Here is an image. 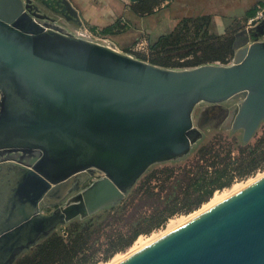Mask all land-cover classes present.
Instances as JSON below:
<instances>
[{
    "label": "water",
    "instance_id": "95a60500",
    "mask_svg": "<svg viewBox=\"0 0 264 264\" xmlns=\"http://www.w3.org/2000/svg\"><path fill=\"white\" fill-rule=\"evenodd\" d=\"M42 8L75 14L66 0H0V264L186 155L201 137L197 103L240 98L231 129L244 143L264 120V39L245 36L229 64L165 68L77 36ZM91 170L100 177L41 213ZM116 264H264V176Z\"/></svg>",
    "mask_w": 264,
    "mask_h": 264
},
{
    "label": "trees",
    "instance_id": "16d2710c",
    "mask_svg": "<svg viewBox=\"0 0 264 264\" xmlns=\"http://www.w3.org/2000/svg\"><path fill=\"white\" fill-rule=\"evenodd\" d=\"M161 0H137L133 11L138 15L155 12ZM253 14V12L251 13ZM210 17L206 15L181 19L169 33L163 34L147 46L146 52H134L135 57L165 68L195 67L208 63H227L235 52V34L247 24V18L235 20L222 34L207 30ZM107 28L104 33L109 32ZM213 145H202L188 165L177 170L164 168L145 175L132 189L131 207L112 205L102 215L82 221H72L67 237L53 232L43 237L33 248L16 258L14 264H91L109 258L122 250L139 235L161 226L171 215L189 212L207 201L213 192L232 182L233 172L247 175L264 167V132L254 142L239 147L237 157L230 150L220 156L209 169L203 164ZM233 171V172H232ZM156 178L159 183L152 184ZM119 225L127 226L122 229ZM110 229L103 255L95 253L103 229Z\"/></svg>",
    "mask_w": 264,
    "mask_h": 264
},
{
    "label": "rangeland",
    "instance_id": "374dc122",
    "mask_svg": "<svg viewBox=\"0 0 264 264\" xmlns=\"http://www.w3.org/2000/svg\"><path fill=\"white\" fill-rule=\"evenodd\" d=\"M245 36L246 35L244 34L242 37L244 38ZM140 42L144 43L143 41ZM140 42L135 41V43L129 44L127 47H123V48L117 47L118 48L117 50L123 49L122 52H125L135 57L134 52L144 53L147 51L148 44L140 47L137 45ZM184 68H190V67L175 68V69H184ZM240 102H241L240 98L234 97L216 104H210L206 102L197 103L192 111L193 125L199 128V130L201 131V137L197 141V143L191 147L190 151L186 155L180 158L157 162L149 166L147 170L143 173V175L133 185V187H131L120 199V201H118L114 205L118 207L127 206V209H129L132 205L131 204V197L133 194L132 189L135 188L140 183V181H143L145 175L147 176L152 171L155 170H162L164 168H174L177 170L178 168L188 165L194 158H196L198 154V149L202 145H207V144L213 145V151L205 156V158H207L208 161L202 162L203 164H206L205 166L209 169V171L213 169V167H211V162L217 159V157L215 158L214 155L215 151L219 152L220 156H224L225 152L229 149L230 155L232 157H237L239 153V147L244 144V142L242 141V130H232L231 122H232L233 112L238 107ZM263 132H264V120L262 121L259 128L257 129L254 136L249 142H254L255 139L258 136L262 135ZM236 171L237 170H235L234 172L232 171L233 179L229 185L221 189L215 190L213 194L210 196V198L207 201L200 204L197 208L189 212H178L169 216L161 226L154 228L149 232L140 233L139 235H137V237L131 242V244L125 247L124 249L116 251L107 259L101 258L91 264H116L117 262L125 259L130 254L138 251L139 249L148 245L150 242L154 241L155 239L169 232V230H172L173 228L182 225L190 218L195 216L197 213L225 200L226 198L240 191L241 189H243L253 181L264 176V167H259L256 170L252 171L251 173H248L247 175H239L237 174ZM99 177H100V173L96 170H91L86 172L84 176L77 183L73 185L71 190L66 194V196L61 201H59V203L56 206H46L41 210V213L49 214L53 210H55V208L66 205L68 202L71 201V199L75 195L80 193L86 186H88L92 181L98 179ZM151 183L156 184L159 182L157 181L156 178H152ZM110 206L112 205L105 206L87 216L81 217L77 215L68 221H65L63 223H58L55 226V228L49 232V234L53 232H57L61 234L64 238H66L67 237L66 229L72 221H82L93 215H102L104 214L105 209H109ZM119 227H122V229L124 230L126 229L127 226L123 227L122 225H119ZM110 233H111L110 229L105 228L100 234L101 235L100 240L98 241L99 249L95 251V253H97L100 256L103 255L104 253V249L107 246L106 243ZM35 245L36 244L19 251L11 264H14L16 258L21 256L23 253L29 251Z\"/></svg>",
    "mask_w": 264,
    "mask_h": 264
},
{
    "label": "crops",
    "instance_id": "0c3cea01",
    "mask_svg": "<svg viewBox=\"0 0 264 264\" xmlns=\"http://www.w3.org/2000/svg\"><path fill=\"white\" fill-rule=\"evenodd\" d=\"M66 1L74 15L66 10L55 13L42 8V11L55 17L69 32L90 40L95 32L102 34V31L111 28L102 35L116 49L135 41H143L144 46L152 44L159 36L172 31L181 19L201 15L210 17L207 30L214 34L224 33L235 20L246 17V26L239 30L247 34L245 39L248 42L253 38L264 39V24L261 26V21L248 25V20L258 6L264 5V0H161L154 13L143 16L133 11L137 0Z\"/></svg>",
    "mask_w": 264,
    "mask_h": 264
},
{
    "label": "built area",
    "instance_id": "2783aa9c",
    "mask_svg": "<svg viewBox=\"0 0 264 264\" xmlns=\"http://www.w3.org/2000/svg\"><path fill=\"white\" fill-rule=\"evenodd\" d=\"M263 19H264V5L257 7L255 14L248 20V25L251 26L252 24L259 23ZM94 34L95 35H93V38H91L93 41H96L106 46H111V44L107 41V39L101 33L95 32ZM243 35L244 34L242 33V31L237 32V36H236V39L238 40L237 43H240L241 45L242 43H245L243 40L244 38L242 37ZM137 45L140 47L144 46L142 42L138 43ZM232 60H233V57L230 58L225 64L231 63Z\"/></svg>",
    "mask_w": 264,
    "mask_h": 264
},
{
    "label": "flooded vegetation",
    "instance_id": "af4514ba",
    "mask_svg": "<svg viewBox=\"0 0 264 264\" xmlns=\"http://www.w3.org/2000/svg\"><path fill=\"white\" fill-rule=\"evenodd\" d=\"M236 36H237V33L235 34V38H236ZM237 41H238V40L236 39V43H237ZM234 46H235V44H234ZM28 160L31 162V161H33L34 159H33V157H31V158H29Z\"/></svg>",
    "mask_w": 264,
    "mask_h": 264
}]
</instances>
